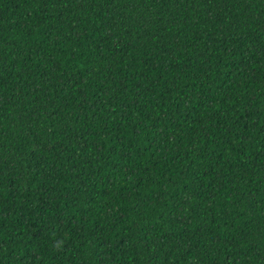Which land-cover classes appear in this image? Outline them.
<instances>
[{"label":"trees","instance_id":"trees-1","mask_svg":"<svg viewBox=\"0 0 264 264\" xmlns=\"http://www.w3.org/2000/svg\"><path fill=\"white\" fill-rule=\"evenodd\" d=\"M0 264H264V0H0Z\"/></svg>","mask_w":264,"mask_h":264}]
</instances>
